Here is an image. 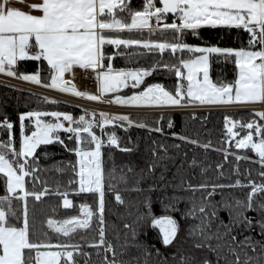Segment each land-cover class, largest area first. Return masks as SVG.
<instances>
[{"label":"snow or ice","instance_id":"6c2138e0","mask_svg":"<svg viewBox=\"0 0 264 264\" xmlns=\"http://www.w3.org/2000/svg\"><path fill=\"white\" fill-rule=\"evenodd\" d=\"M24 2V0H21ZM29 10L13 6L10 0H0V73H7L25 81L43 84L48 88L60 90L63 93L74 94L76 97L92 101H102L107 94L111 101L118 105L130 106H160L182 108L193 104H246L264 102V0H143L142 10L132 9L130 0H39L28 4ZM120 13H127V16ZM172 15L169 23L167 15ZM154 18L155 24L152 23ZM179 21V22H177ZM202 25H224L242 28L248 33L247 47H220L218 45H199L180 42V35L175 37L177 42L168 40L126 38L120 34L124 30L140 31L147 29L149 33L156 30L163 32L171 29L183 34L184 30L193 33ZM141 46L148 52L158 51L161 55L170 50L173 55L179 50L192 53L190 58L181 57L177 63L155 62L151 67L116 68L112 59L117 53L105 52V45ZM199 53V54H196ZM123 55H143L144 53H121ZM220 54L226 58L234 56L237 75L232 81L215 82L210 76V55ZM23 58L46 61L50 82H45L41 68L34 72H17L15 66ZM107 60V62H106ZM77 67L85 73L95 75L96 90L80 89L75 84ZM158 68L174 71L176 81L174 90L163 83H147L142 90L132 91L131 95H119V90L131 86L138 88L154 70ZM66 74L71 76L66 77ZM45 101L59 103L52 97H44ZM85 109L79 117H74L67 111H26L19 114L20 142L19 148L14 146V122L7 117L0 120V128H6L8 137L0 140V174L6 179V193L0 195V264H78L74 254L90 257L80 243L67 241L33 240V225L30 223L29 201L32 197L40 201L47 195L58 194L63 197V205L70 207L73 201L68 192L90 193L98 196L95 212L87 203L79 205L80 215H72L62 220L48 217L46 223L50 229L65 237L77 230H88L95 218L98 225L99 239L89 240V244L97 249V254L104 253L103 264H129L117 259L116 245L106 239L105 221V172L102 148L105 144L121 148L115 132L108 133L103 139L105 126L120 123L127 129L136 124L127 113H109ZM195 115V114H194ZM50 116L52 120L41 117ZM264 109L254 110V115L246 123L242 119H234L225 115L224 126L226 139L234 140L236 149H251L256 154L254 161L264 169ZM34 125L32 131H25V121ZM172 121L169 120V125ZM141 127H148L140 123ZM237 126L247 129L245 135H240ZM101 130L102 135L94 131ZM59 130L71 133L69 140L75 141L70 151L76 155L75 165L69 162L74 176L67 182L65 191H60L57 183L52 189L47 180H41L38 175L39 165L36 163L37 149L53 141L65 147L64 139L58 135ZM162 131L161 128H155ZM179 136L178 133H172ZM188 141L187 136L180 137ZM223 139V138H222ZM191 143L198 141L191 140ZM155 143V142H154ZM209 145L205 144L207 148ZM179 147V145H175ZM167 149L158 144L152 149L158 159L141 169L129 192L142 195L140 199L128 202L121 191L109 184L108 190L114 191L115 200L127 205L129 209L135 204L137 215L133 223H125L124 227L131 230L132 239L125 234L124 245L134 244L141 247L142 242L135 238L138 230L135 225L147 217L151 224L159 228L162 243L165 246L173 244L179 238L180 221L170 214L154 216L151 212L152 193L156 190L164 193L161 201L167 199L166 209L180 211L181 217L191 220L186 227V236L191 238L194 249H206L212 255H205L199 260L195 257L181 256V264H264V201L254 203L257 194L264 193V171L259 173L261 182L247 181L250 191L246 198L235 196L229 198L223 192L224 188L244 187L245 182L237 178L233 184L222 183H192L181 179L174 183L175 175L168 177L167 166H161L159 175L156 167L164 157H160L157 149ZM131 151L130 148L122 149ZM225 159L234 155L236 160L249 159L239 154L223 149ZM78 165V168H77ZM216 167L222 168L221 164ZM58 171L63 169L58 168ZM129 171L132 168L129 167ZM239 173V168L236 169ZM223 176V172L220 173ZM31 178L32 189L28 187ZM125 182H127L126 178ZM150 180L147 187L141 184ZM37 183L43 185L41 190H35ZM74 185H78L74 186ZM173 189L171 195L167 190ZM178 189H183L189 195H178ZM201 195L197 197L196 193ZM219 194L220 200L214 197ZM14 201L22 202L14 207ZM180 201H185L186 207L179 209ZM147 207V212H140L139 206ZM17 207H22L18 213ZM221 210L228 213L225 219L220 215ZM255 210L259 219L246 213ZM131 216L132 211H127ZM259 228L260 239L251 235ZM239 229V231H238ZM248 231L249 235L241 234ZM55 249V250H53ZM249 250L255 255H249ZM123 251V248H122ZM145 251L147 248L145 247ZM108 253L112 258L109 259ZM159 253V249H157ZM175 255V253H173ZM87 264V261L85 262ZM147 264V260H145Z\"/></svg>","mask_w":264,"mask_h":264},{"label":"trees","instance_id":"16d2710c","mask_svg":"<svg viewBox=\"0 0 264 264\" xmlns=\"http://www.w3.org/2000/svg\"><path fill=\"white\" fill-rule=\"evenodd\" d=\"M130 6L135 10H142L143 0H130ZM127 16V13H120ZM170 23L172 15L168 14L166 17ZM109 34H120L126 38H143V39H158L168 40L169 42H177L175 37L180 35V42L199 44V45H218L220 47H247L248 33L242 28L236 26L224 25H202L196 33L191 30H184L183 34L177 33L175 30L167 29L161 32L156 30L149 33L147 29L140 31L124 30L122 33L109 32ZM105 52L108 54L117 53L113 59V66L116 68H136V67H151L157 61L162 63H177L178 60L183 58H190L192 53L188 51L180 52L179 50L173 55L170 50H166L163 55L158 51L148 52L141 46L137 49L135 46H120L119 49L113 45H105ZM144 53L143 55H123L121 53ZM199 54V53H196ZM107 62V60H106ZM37 68H41V75L45 82H50L49 72L46 61H37L31 58H25L18 61L15 66L17 72H34ZM237 68L234 63V56L226 58L220 54L210 55V76L215 82L232 81L237 75ZM176 77L174 71L158 68L154 70L142 85L132 91L142 90L143 86L147 83L160 82L163 83L170 90H174ZM130 93V92H129ZM199 104V103H198ZM237 104V103H235ZM188 105V106H194ZM201 105V104H200ZM196 110L172 109L170 111H155L150 113H133L129 114L131 118L136 121V124L129 126L127 129L120 127L117 122L114 125L105 126L102 135L97 129L94 131L98 135L107 136L108 133L115 132L119 139L121 148L105 144L102 148L105 172V221H106V239L116 245L117 259L129 262V264H181V256L195 257L199 260L205 255H212L206 249H194L192 247L191 238L186 236V227L192 221L185 220L181 217L180 211L166 209L165 205L169 203L167 199L161 201L160 197L164 193L156 190L152 193V207L151 212L154 216L163 214H170L180 221L181 230L179 238L171 245L165 246L162 243V237L158 227L151 224V217L145 218L143 221L135 225L138 230V236L135 238L137 241L142 242L141 247H135L134 244L124 245L125 234L127 233L128 239H132L131 230L124 227L125 223H133L136 220L137 210L135 204L129 209L127 205H122L116 202L114 191L108 190V185H114L116 190L121 191L122 196L128 202L138 200L142 195L147 193L137 194L136 192L126 191L130 189L137 179V174L141 169H147L148 164L154 159H158L154 155L152 149L158 144H163L167 151L164 149H157L159 156L164 157L155 169L156 174L159 175L161 166H167L168 177L175 175L174 183H180L181 179L191 181L192 183H222L233 184L239 178L245 182L244 187L224 188L223 192L226 196H232L244 199L250 188L247 187L248 180H254L257 183L261 182L259 173L264 171L261 166L254 162L257 157L251 149H236L234 140L229 142L226 139V129L224 126L225 115L232 116L234 119H242L246 123L254 115V110L250 108H235L219 107V104H203ZM221 105V104H220ZM227 105V104H223ZM187 107V106H185ZM235 108V109H234ZM32 110H65L77 117L82 111L73 106L64 103H53L45 101L44 98L36 94L19 90L6 84L0 83V120L5 117L14 122L13 127V142L14 146L18 149L20 142V121L19 114L21 112ZM260 110V109H259ZM195 114V115H194ZM48 116L44 117L47 118ZM169 120L172 121L169 125ZM259 122L264 123V119L258 118ZM147 124L148 127L139 126L140 123ZM27 127L25 131L31 132L33 125L31 121H25ZM155 128H161L162 131H156ZM240 135H245L247 129L237 126L235 129ZM172 133H178L179 136H173ZM58 135L64 139V145L58 142H51L46 145H40L37 149L36 156L38 157L39 172L38 175L41 180L46 179L52 189H55L57 183L60 185V191L63 192L68 187L67 182L74 176L69 162L75 165L76 155L69 149L75 146V141L69 140L68 137L72 135L65 130L58 131ZM187 136L190 139L185 141L180 137ZM8 131L6 128H0V140H6ZM223 138V139H222ZM191 140L198 141V143H191ZM155 142V143H154ZM209 145L207 148L204 145ZM179 145V147H175ZM130 148L131 151H124L122 149ZM228 149L230 153L235 152L242 157H252L249 159L236 160L234 155L229 154L225 159L223 149ZM221 164L222 168H217L216 165ZM129 167L132 171H129ZM239 168V173L236 169ZM63 169L58 171L57 169ZM221 171L223 176L220 175ZM127 182H125V179ZM151 181H145L141 184L142 187H147ZM77 186L78 185H74ZM28 187L32 189L31 178H28ZM42 184L37 183L35 190H41ZM5 178L0 174V195L6 193ZM178 195H189L183 189L176 190ZM172 188L167 190V195H171ZM197 197L201 194L196 193ZM68 197L73 201L70 207L63 205V197L55 195H47L40 201L29 197V212L30 223L33 225V240H50L53 243L56 241L61 242H77L80 243L85 252L91 253L90 257L74 254L78 264H103L104 253L101 250L99 255L97 249L89 244L91 239H99L98 225L94 218L92 226L88 230H77L74 234L65 237L63 234H58L54 229H50L46 223L48 217L57 220H62L72 215H80L79 205L87 203L95 212L98 196H93L90 193H76L68 192ZM220 200V195L214 197ZM264 201V193L257 194L254 203ZM22 202L14 201V207L21 205ZM186 207L185 201H180L178 208L184 209ZM132 211V215L126 214L127 211ZM18 213L22 212V207H17ZM140 212H147L146 206L141 204L139 206ZM249 216H255L259 219V214L255 210H250L246 213ZM220 215L225 219L228 218V213L221 210ZM239 231V229H238ZM244 235H249L248 231L241 234V239ZM251 235L260 239L259 228L254 229ZM145 247L147 251H145ZM123 248V251H122ZM159 249V253H157ZM55 250V249H53ZM175 253V255H173ZM249 255L255 253L249 250ZM109 259L112 258L111 253H108ZM195 264V261L192 262Z\"/></svg>","mask_w":264,"mask_h":264},{"label":"built area","instance_id":"2783aa9c","mask_svg":"<svg viewBox=\"0 0 264 264\" xmlns=\"http://www.w3.org/2000/svg\"><path fill=\"white\" fill-rule=\"evenodd\" d=\"M152 23L153 24L156 23L154 18L152 19ZM69 76H71V74H66V77ZM83 76H85L86 79L83 81L82 84L77 86L78 78H82ZM74 80L77 88L88 89V90H92L96 88L95 75L91 72L85 73L84 70L79 69L78 67L76 69ZM0 83L6 84L8 86L14 87L19 90L36 94L38 96H41L42 98H44L45 96L52 97L55 100L60 101L61 103L78 108L79 110H82V112H84L85 110L84 108H91V110H96L97 119H99V111L101 110L109 113H116L118 111L117 109H115V106H113L112 104H109L108 107L101 106L100 104L102 103L92 102L93 104H90L88 101H86V99L81 97H76L74 94L63 93L60 90L48 88L43 84H36L29 81H25L22 78H19L18 76L13 77V76H5L0 74ZM262 104L255 103L254 105L255 109H264V104L263 105ZM90 113L91 111L88 114L90 115ZM94 129H97L99 132H101V130L98 127H94ZM102 138L106 140L107 136L104 135L102 136Z\"/></svg>","mask_w":264,"mask_h":264},{"label":"rangeland","instance_id":"374dc122","mask_svg":"<svg viewBox=\"0 0 264 264\" xmlns=\"http://www.w3.org/2000/svg\"><path fill=\"white\" fill-rule=\"evenodd\" d=\"M1 75H4V74H2V73H0ZM5 76H8V75H5ZM86 79V77L85 76H83L82 78H79V84H82L83 83V81ZM87 82V81H86ZM32 83H34V82H32ZM130 89H133L131 86H129V87H127V88H124V89H121V90H119V92L117 93V94H119V95H125V96H127V95H131V90ZM96 90V88L95 89H92V90H90V91H95ZM135 91V90H134ZM130 92V93H129ZM111 95L112 94H107L106 96H105V99L104 100H102V101H92V100H90V99H87V98H84V99H86V101H88L90 104H93V103H102V104H100L101 106H103V107H108V105L109 104H112L113 106H115V109H117L118 111L116 112V113H127V114H133V113H143V112H145L146 111V113H150V112H155V111H170V110H174V109H178V108H169V107H160V106H130V105H118V104H115L114 102H112L111 101ZM93 102V103H92ZM255 103H258V104H262L263 102H253V103H246V104H240V103H237V104H227V105H223V104H219L218 106L219 107H223V108H227V107H229V108H231V109H233L232 107H235L236 109L237 108H241V107H245V108H250V109H255V107H254V105H255ZM264 104V103H263ZM262 104V105H263ZM198 107H208V106H201L200 104H196V105H194V106H187V107H185V108H189V110H196ZM234 108V109H235ZM84 109H87V110H89V112L91 111V108H84ZM179 109H184V107H182V108H179ZM257 110H259V109H257ZM261 110V109H260ZM40 111H52V110H40ZM58 111H65V110H58ZM82 111V110H81ZM67 112H69V111H67ZM88 112V113H89ZM83 112H81L80 114H82ZM80 114H78V116L77 117H79V115ZM42 119H46V120H52L53 118L52 117H50V116H48L47 118H44V117H41ZM33 127H34V125H33ZM60 131V130H59ZM30 133V132H29ZM77 168H78V165H77ZM2 176H3V174H1ZM4 177V176H3ZM5 178V177H4ZM5 183H6V179H5ZM6 189V188H5Z\"/></svg>","mask_w":264,"mask_h":264},{"label":"crops","instance_id":"0c3cea01","mask_svg":"<svg viewBox=\"0 0 264 264\" xmlns=\"http://www.w3.org/2000/svg\"><path fill=\"white\" fill-rule=\"evenodd\" d=\"M34 2H39V0H24V2H21V0H10V3L13 6L20 7L23 10H29V11H31V9L28 8V4L34 3ZM177 22H179V21H177ZM23 59H25V58H23ZM2 74L8 75L7 73H2ZM8 76H11V75H8ZM78 85H80L79 84V78H78V81H77V86Z\"/></svg>","mask_w":264,"mask_h":264},{"label":"bare ground","instance_id":"6f19581e","mask_svg":"<svg viewBox=\"0 0 264 264\" xmlns=\"http://www.w3.org/2000/svg\"><path fill=\"white\" fill-rule=\"evenodd\" d=\"M142 107V106H141Z\"/></svg>","mask_w":264,"mask_h":264}]
</instances>
